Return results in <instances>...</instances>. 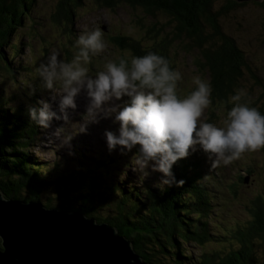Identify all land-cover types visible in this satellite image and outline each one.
Masks as SVG:
<instances>
[{
	"label": "rangeland",
	"instance_id": "obj_1",
	"mask_svg": "<svg viewBox=\"0 0 264 264\" xmlns=\"http://www.w3.org/2000/svg\"><path fill=\"white\" fill-rule=\"evenodd\" d=\"M35 1L28 11L31 24L25 20L13 37L19 53L3 50L7 60L12 56L9 70L0 62V106L9 110L6 120L23 115L30 103L38 108V133L29 149L33 158L50 167L60 165L65 171L84 159L107 162L110 158L112 163L120 161L127 179L157 188L174 160L193 154L200 163L196 168L208 169L211 177L204 182L213 197L209 230L214 238L206 250L242 244L232 236L227 240L223 231L246 220L247 200L263 193L264 148L259 139L264 141V122L258 126L254 116L241 120L240 113L251 110L247 104L209 97L208 75L196 65L200 55L194 48L184 49L183 38L169 45L170 79L158 71H143L131 51L117 46L120 35L139 40L143 46L162 37L170 39L173 26L167 25L161 13L150 17L138 7L104 9L94 0H80L68 36L64 19L55 22L51 18L57 0ZM253 3L244 2L219 21L223 32L245 53L247 66L264 83V0L259 2L261 7ZM155 22L163 29L154 42L144 34ZM241 86L243 95L251 91L249 102L264 93L246 76ZM140 101L146 108L137 105ZM129 105L171 124L166 147L145 138L138 144L124 139L121 124ZM167 106L172 109L168 111ZM122 186L129 191L127 185ZM189 249L199 251L194 246Z\"/></svg>",
	"mask_w": 264,
	"mask_h": 264
},
{
	"label": "trees",
	"instance_id": "obj_2",
	"mask_svg": "<svg viewBox=\"0 0 264 264\" xmlns=\"http://www.w3.org/2000/svg\"><path fill=\"white\" fill-rule=\"evenodd\" d=\"M94 1L96 6L104 9L128 5L140 8L150 17L157 12L164 15L168 19L167 25L173 26L170 39L160 38L163 27L155 22L145 28L144 35L154 42L160 38L158 42L143 46L139 40L120 35L117 46L131 51L143 71H158L164 79H170L167 78L172 71L169 45L183 38L186 41L184 49L194 48L202 59L196 58V65L199 71L208 75L205 89L208 87L209 97L221 102L233 99L235 103L247 104L251 110L241 112V120L245 122L254 116L258 126L264 122V93L249 102L251 91L244 95L241 91L245 76L260 91H264V83L247 66L249 62L244 57L245 53L233 38L223 32L219 21L221 16L244 3L220 0L221 5L217 6L219 0ZM35 2L0 0V62L5 69L9 70L8 61L12 60V56L7 60L3 50L10 48L12 52L19 53L20 46L13 37L17 30L24 27L22 23L25 20L31 24L28 11ZM79 2L57 0L54 7L55 13L51 18L55 22L64 19L68 36V25L72 23ZM253 4L263 6L262 3ZM32 73L26 71L28 75ZM148 80L156 83L153 79ZM139 104L145 106L142 101ZM37 109L30 103L23 115L9 122L5 118L10 117L8 108L0 106V192L5 198L39 201L46 208L82 214L97 223H107L131 243L134 252L147 264H264V190L247 200L246 220L235 229L223 231L227 240L232 236V239L243 241L240 242L242 244L207 251L206 247L212 244L214 238L209 230L214 210L212 193L204 181L211 177L208 169L201 171L196 168L199 161L195 155L174 160L163 173V185L157 188L127 179L120 161L112 163L107 157V162L84 159L68 171L60 165L56 167V164L50 167L33 158L29 151L38 133ZM167 109L170 111L172 107L167 106ZM123 112L121 126L125 140L138 144L145 138L161 147L169 144L168 128L171 124L161 121L160 116L141 113L132 105ZM259 140V146L264 148L263 139ZM125 179L129 181L125 182ZM122 185H127L129 191L125 192ZM128 198L138 202L132 204ZM130 214L131 217H128ZM193 246L198 247L197 253L189 249Z\"/></svg>",
	"mask_w": 264,
	"mask_h": 264
},
{
	"label": "water",
	"instance_id": "obj_3",
	"mask_svg": "<svg viewBox=\"0 0 264 264\" xmlns=\"http://www.w3.org/2000/svg\"><path fill=\"white\" fill-rule=\"evenodd\" d=\"M259 3L261 0H231ZM0 264H147L107 223L0 192Z\"/></svg>",
	"mask_w": 264,
	"mask_h": 264
},
{
	"label": "bare ground",
	"instance_id": "obj_4",
	"mask_svg": "<svg viewBox=\"0 0 264 264\" xmlns=\"http://www.w3.org/2000/svg\"><path fill=\"white\" fill-rule=\"evenodd\" d=\"M30 201H31V200H30ZM24 203H25V204H27V202H26V201H24Z\"/></svg>",
	"mask_w": 264,
	"mask_h": 264
},
{
	"label": "flooded vegetation",
	"instance_id": "obj_5",
	"mask_svg": "<svg viewBox=\"0 0 264 264\" xmlns=\"http://www.w3.org/2000/svg\"><path fill=\"white\" fill-rule=\"evenodd\" d=\"M252 3V2H251Z\"/></svg>",
	"mask_w": 264,
	"mask_h": 264
}]
</instances>
